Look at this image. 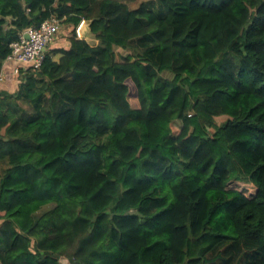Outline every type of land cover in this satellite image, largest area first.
<instances>
[{"label": "trees", "instance_id": "trees-1", "mask_svg": "<svg viewBox=\"0 0 264 264\" xmlns=\"http://www.w3.org/2000/svg\"><path fill=\"white\" fill-rule=\"evenodd\" d=\"M156 1L0 0V264H264V0Z\"/></svg>", "mask_w": 264, "mask_h": 264}, {"label": "built area", "instance_id": "built-area-1", "mask_svg": "<svg viewBox=\"0 0 264 264\" xmlns=\"http://www.w3.org/2000/svg\"><path fill=\"white\" fill-rule=\"evenodd\" d=\"M83 23V22H82ZM82 23L77 29V36L83 39L81 34ZM62 24L57 18H51L38 27H29L21 35L18 41L10 45L11 54L8 56L5 66L14 63V75L21 68H31L38 71L45 59L46 49L57 42L61 33ZM5 80L4 71L0 72V82Z\"/></svg>", "mask_w": 264, "mask_h": 264}, {"label": "rangeland", "instance_id": "rangeland-1", "mask_svg": "<svg viewBox=\"0 0 264 264\" xmlns=\"http://www.w3.org/2000/svg\"><path fill=\"white\" fill-rule=\"evenodd\" d=\"M119 1L128 4L130 8L132 9L138 8L139 6H141V4H145L149 9H153L154 11L158 12L159 5L156 0H119ZM65 29L66 27L62 24L61 33L59 37L63 36ZM87 41L91 44H95V40L93 36H88ZM134 47L140 50L139 45L136 44ZM134 49L128 50V51L130 53H134L133 52ZM118 51H121V50H118ZM5 169H6V165L0 162V175L5 171ZM62 261H63V264H68L67 261H64V260Z\"/></svg>", "mask_w": 264, "mask_h": 264}, {"label": "crops", "instance_id": "crops-1", "mask_svg": "<svg viewBox=\"0 0 264 264\" xmlns=\"http://www.w3.org/2000/svg\"><path fill=\"white\" fill-rule=\"evenodd\" d=\"M88 36H93L89 31H86V38H85V40H87V38H88ZM94 38V37H93ZM95 40V39H94ZM58 41H59V39L57 40V42L55 43V44H53V46H56L57 44H58ZM97 43V41L95 40V44ZM91 44V43H90ZM92 45H94V44H92ZM60 58H61V55L60 54H58V55H55L54 57H53V60L54 61H56V62H58L59 60H60ZM9 66V65H8ZM8 66H6L7 68L6 69H4V74H5V79H6V77H8V76H10L9 75V72H8ZM10 89H12V90H14L15 88H14V86H12Z\"/></svg>", "mask_w": 264, "mask_h": 264}, {"label": "water", "instance_id": "water-1", "mask_svg": "<svg viewBox=\"0 0 264 264\" xmlns=\"http://www.w3.org/2000/svg\"><path fill=\"white\" fill-rule=\"evenodd\" d=\"M90 24H91V21H83L82 23L81 34H82L83 39L86 38V31L90 32ZM45 51L47 52V49Z\"/></svg>", "mask_w": 264, "mask_h": 264}]
</instances>
